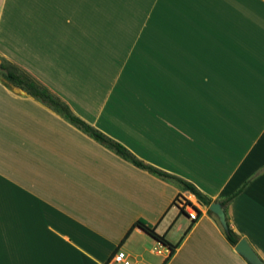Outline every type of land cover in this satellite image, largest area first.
<instances>
[{
  "label": "crops",
  "instance_id": "1",
  "mask_svg": "<svg viewBox=\"0 0 264 264\" xmlns=\"http://www.w3.org/2000/svg\"><path fill=\"white\" fill-rule=\"evenodd\" d=\"M0 59L210 202L245 182L222 209L264 262V0H0ZM207 211L0 76V264H248Z\"/></svg>",
  "mask_w": 264,
  "mask_h": 264
},
{
  "label": "trees",
  "instance_id": "2",
  "mask_svg": "<svg viewBox=\"0 0 264 264\" xmlns=\"http://www.w3.org/2000/svg\"><path fill=\"white\" fill-rule=\"evenodd\" d=\"M0 76L6 80L7 82L25 90L28 94L36 98L42 104L50 107L55 112L59 113L67 122L81 130L91 139L104 146L105 148L113 151L116 155L121 157L122 159L128 161L133 166L146 170L148 173L158 176L161 179L168 180L179 184L183 189L192 193L196 199V201L203 205L209 204V199L204 196L193 184L162 170H159L151 165L143 163L141 160L137 159L133 154H131L122 144L111 139L106 136L75 114H73L68 106L60 100L57 96L50 93L45 87L39 85L33 78H31L27 73L23 70H20L13 64L1 60L0 61ZM245 182L240 185L236 190H234L231 194L227 195L220 201L222 207L225 206L226 203L231 201L244 187ZM182 210V208H180ZM210 213V211H207ZM227 230L223 231L225 239L230 245H234L238 240L239 236L229 227V224L226 220ZM139 227L141 230L145 231L152 238L157 240L161 244H166L167 242L163 239L161 235L156 234L152 228H149L139 222L134 224ZM169 254L172 253L174 249V245L168 244ZM165 259L161 261L160 264H163Z\"/></svg>",
  "mask_w": 264,
  "mask_h": 264
},
{
  "label": "water",
  "instance_id": "3",
  "mask_svg": "<svg viewBox=\"0 0 264 264\" xmlns=\"http://www.w3.org/2000/svg\"><path fill=\"white\" fill-rule=\"evenodd\" d=\"M207 210L215 215L221 228L227 230V224L224 217L222 206L217 201H211L207 205ZM233 249L239 254L248 264H264V262L254 252L248 242L240 237L233 246Z\"/></svg>",
  "mask_w": 264,
  "mask_h": 264
},
{
  "label": "built area",
  "instance_id": "4",
  "mask_svg": "<svg viewBox=\"0 0 264 264\" xmlns=\"http://www.w3.org/2000/svg\"><path fill=\"white\" fill-rule=\"evenodd\" d=\"M179 206L182 208L183 206H186V203L182 200H178ZM187 209V217L189 219H195L196 217V211L189 207L186 206ZM159 247H161V244L158 242ZM153 252L155 254H161L162 252L159 249L154 248ZM106 264H130L128 258L126 257L125 253L119 249L115 250L108 258V260L106 261Z\"/></svg>",
  "mask_w": 264,
  "mask_h": 264
},
{
  "label": "rangeland",
  "instance_id": "5",
  "mask_svg": "<svg viewBox=\"0 0 264 264\" xmlns=\"http://www.w3.org/2000/svg\"><path fill=\"white\" fill-rule=\"evenodd\" d=\"M0 61H1V59H0ZM143 247H144L145 249H150V248H152V243H151L150 241L146 240V241L144 242V244H143ZM153 249H154V248H153ZM145 251H146V250H145ZM145 255H146L147 261H149V263H152V264L155 263V261L158 259V257H155V256H153V255L147 253V251L145 252Z\"/></svg>",
  "mask_w": 264,
  "mask_h": 264
}]
</instances>
